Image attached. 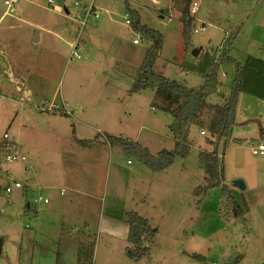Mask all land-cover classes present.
Masks as SVG:
<instances>
[{"label":"rangeland","instance_id":"374dc122","mask_svg":"<svg viewBox=\"0 0 264 264\" xmlns=\"http://www.w3.org/2000/svg\"><path fill=\"white\" fill-rule=\"evenodd\" d=\"M48 1L0 0V147L7 142V154L26 158L0 159V264H191L193 247L207 264H228L223 255L236 238L246 245L251 222L264 217V155L252 153L264 144V100L239 94L225 144L207 131L213 113L208 107L189 128V154L152 172L110 141L115 136L137 142L154 156L174 148L172 118L155 89L132 92L151 41L126 23L123 0H52L54 8ZM194 1L199 7L191 15L189 51L175 0H129V8L163 36L155 73L189 90H200L205 81L192 65L205 55L217 58L232 36L226 48L235 61L219 65L218 85L208 98V105L222 107L236 64L247 74L256 67L250 62L264 63V0ZM91 2L99 17L90 16L79 28ZM196 48L201 50L195 57ZM200 153L220 157L225 185L244 184V190L233 188L242 194L237 200L253 207L248 224L227 218L230 203L221 188H209L214 180L201 168ZM39 196L48 203H35ZM130 212L156 230L152 263L126 255Z\"/></svg>","mask_w":264,"mask_h":264},{"label":"trees","instance_id":"16d2710c","mask_svg":"<svg viewBox=\"0 0 264 264\" xmlns=\"http://www.w3.org/2000/svg\"><path fill=\"white\" fill-rule=\"evenodd\" d=\"M126 10L130 16L129 25L143 39L151 41L152 45L145 55L143 64L139 69L138 78L132 86V92H138L146 89H155L157 95L162 99V110L169 114L172 122L169 125V131L174 138V148L170 151L163 150L156 156L151 155L148 149L137 142L129 141L121 137H110L112 144L118 145L127 155L135 156L136 159L152 172H161L169 168L177 158H185L190 152L188 145V132L192 124H197L202 112L209 107L212 109V116L207 124V131L217 137L218 143L223 142L229 135L230 128L235 123L236 108L239 94L247 92L264 100V63L248 62L250 68L246 74L244 67L236 64V74L232 83L231 94L227 103L222 106L208 105V98L214 94L217 88V70L221 63L235 60L230 57L227 46L230 45L232 36L228 37L219 56L205 55L199 58L197 65H192V72L204 77L205 81L202 88L198 91L189 90L181 84L168 80L154 71L156 60L160 54L163 45V36L140 23L138 13L129 8V0H123ZM192 0H175V7L181 12V21L183 25L182 37L185 50L193 49L191 41V24L193 18L190 14ZM231 46V45H230ZM248 75V76H247ZM259 138L264 142V129L260 128ZM82 146H87L88 142H80ZM2 143L0 147V159L7 155L9 146ZM6 154V155H5ZM10 154V153H9ZM199 163L206 173L209 180V188H221L222 197L232 206V214L236 217L241 216L239 207L235 204L234 198L229 192V188L224 184L223 168L220 157L217 154H199ZM246 207V203L243 200ZM128 224L127 241L131 249L126 250L128 258L138 261L143 257H148L150 253L149 246L153 244L156 230L150 228L149 222L140 217L137 213L130 212L126 215ZM240 258H237L233 264H237Z\"/></svg>","mask_w":264,"mask_h":264},{"label":"crops","instance_id":"0c3cea01","mask_svg":"<svg viewBox=\"0 0 264 264\" xmlns=\"http://www.w3.org/2000/svg\"><path fill=\"white\" fill-rule=\"evenodd\" d=\"M40 39L41 38L38 35L37 37H35L34 41L39 42ZM88 146H92V145L88 144L87 147ZM84 147H86V146H84ZM94 162L95 161H93V160H91V162L88 161V163H90L91 165H93ZM91 169H92L91 166L87 167V170H91ZM228 188H229L230 194L234 198L235 204L239 207V209L241 211V216H239V217L234 216L232 214V211H231L232 206L230 205L229 208H230L231 214L227 213V216H228L227 218L234 217L233 219H236V220H237V218L243 219L248 224V220L246 219V215L251 214L250 210H252L253 207L251 208V206L249 205L248 202H246V207H245L244 204L242 203V201L237 200V198H239V195L242 196V194H237V192H235V188H233V187H228ZM61 194H62V192H61ZM84 200H86V199H84ZM220 218L222 219L224 217H220ZM109 220H111V219L109 218ZM111 221L116 223V220H111ZM83 222L85 223V225H88L87 221L84 220ZM251 225L253 227V232L251 233V235H248L246 245H243L242 242L239 240V237H238V238H236V242L234 243L232 249H229L228 255H223L225 260H227L228 264H233L237 258H240V260L237 264H264V217L258 218L257 220H255V222H251ZM125 234L127 237V235H128V224L126 225V233ZM204 240H208V237H205ZM229 245H230V243L227 244V247H229ZM193 248L194 249H192V248L190 249L191 252L189 251L191 254L189 256L192 258L191 264H197L198 262H201L200 264H204V263L207 264V262H209V261H206V256H204L202 254H197V251H195V247H193ZM239 248H240V251L238 253H236L235 250H237V249L239 250ZM150 253H149L148 257H143L142 259L138 260V262L145 259L149 263H152L153 258H151ZM235 254H236V256H235ZM193 260L194 261L198 260V261L193 263L194 262Z\"/></svg>","mask_w":264,"mask_h":264},{"label":"built area","instance_id":"2783aa9c","mask_svg":"<svg viewBox=\"0 0 264 264\" xmlns=\"http://www.w3.org/2000/svg\"><path fill=\"white\" fill-rule=\"evenodd\" d=\"M153 3L155 4H160V0H151ZM7 3V2H6ZM48 4L54 8L53 6V1L52 0H49L48 1ZM75 5H79L78 3H75ZM198 7H199V3L197 1H192L191 3V6H190V14L192 16H195L198 12ZM60 10V9H59ZM90 16H93L94 18H98L99 17V14L97 13V11L95 10L94 8V5L93 3L91 2L89 5L85 6L83 8V13L82 15L80 16V21L77 23L78 24V27L79 28H84V26L86 25V22L88 20V18ZM170 18H173V15L170 17ZM125 19H126V23L129 24L130 23V16L129 14H126L125 15ZM203 31L204 30V27H201L199 29H195L194 30V33H198L199 31ZM134 43H138L137 40H134ZM77 48L74 47V51L73 53L75 54ZM77 59H79V55H76L75 56ZM4 140H8V137L7 135L5 134L4 135ZM252 153L254 155H260V156H263L264 155V144H258L257 147L253 148L252 150ZM5 160L8 161V162H15V161H21V162H26V158L23 156V155H20V154H17V153H10V154H7L5 156ZM27 168V167H26ZM14 188H22V186L19 184V183H15L14 184ZM5 192L6 193H10L11 192V188L7 187L5 189ZM34 202L35 203H43V204H47L48 201L46 198H42L41 196L37 197L34 199Z\"/></svg>","mask_w":264,"mask_h":264},{"label":"water","instance_id":"95a60500","mask_svg":"<svg viewBox=\"0 0 264 264\" xmlns=\"http://www.w3.org/2000/svg\"><path fill=\"white\" fill-rule=\"evenodd\" d=\"M138 1V0H136ZM36 42V41H35ZM91 42L95 45V46H99V42L96 38L91 36ZM201 50V48H196L192 51V55L193 56H197L199 54V51ZM233 187L239 188L241 190H244L245 186L241 181H234L233 182Z\"/></svg>","mask_w":264,"mask_h":264}]
</instances>
